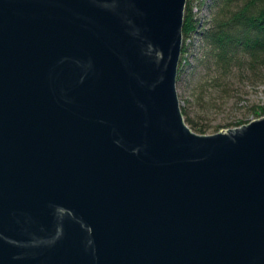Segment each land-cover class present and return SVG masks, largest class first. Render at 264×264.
<instances>
[{
  "label": "water",
  "instance_id": "95a60500",
  "mask_svg": "<svg viewBox=\"0 0 264 264\" xmlns=\"http://www.w3.org/2000/svg\"><path fill=\"white\" fill-rule=\"evenodd\" d=\"M186 4L0 0V264H264V114L188 124Z\"/></svg>",
  "mask_w": 264,
  "mask_h": 264
},
{
  "label": "trees",
  "instance_id": "16d2710c",
  "mask_svg": "<svg viewBox=\"0 0 264 264\" xmlns=\"http://www.w3.org/2000/svg\"><path fill=\"white\" fill-rule=\"evenodd\" d=\"M204 1L198 0V10ZM191 2L187 0L185 9L182 58L177 78L181 76L183 64H193V61L196 64L204 63L207 67L205 71L213 70V83L221 87L226 82L225 77L234 68H246L256 76L260 66L264 65V0H209L208 13L201 14L192 8ZM197 22L199 25L193 35L190 30ZM187 37L190 39L188 43ZM188 50L192 52L191 59L184 57ZM197 85H200L197 92L200 99L204 81L199 80ZM181 108L193 129L206 130L204 123L190 115L186 104L181 103Z\"/></svg>",
  "mask_w": 264,
  "mask_h": 264
},
{
  "label": "rangeland",
  "instance_id": "374dc122",
  "mask_svg": "<svg viewBox=\"0 0 264 264\" xmlns=\"http://www.w3.org/2000/svg\"><path fill=\"white\" fill-rule=\"evenodd\" d=\"M208 2L209 0H206L205 4L201 3L199 10L198 0H192L191 5L197 13H208ZM198 25V22L193 25L190 33L194 35ZM189 40L187 37V43ZM185 56L193 58L191 50L186 51ZM193 64H183L184 69L177 80V88L180 104H186L190 115L206 125L204 132L216 131L221 126L241 124L264 114V65L260 66V72L256 76L246 68H234L225 77L226 82H223L221 87L213 83L211 78L213 70L205 71L207 67L204 63L196 64L193 61ZM199 80L204 81L203 96L200 99L197 96L200 90V85H197Z\"/></svg>",
  "mask_w": 264,
  "mask_h": 264
}]
</instances>
